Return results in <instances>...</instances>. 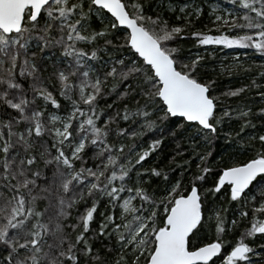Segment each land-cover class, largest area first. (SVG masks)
I'll return each mask as SVG.
<instances>
[{
    "label": "snow or ice",
    "instance_id": "1",
    "mask_svg": "<svg viewBox=\"0 0 264 264\" xmlns=\"http://www.w3.org/2000/svg\"><path fill=\"white\" fill-rule=\"evenodd\" d=\"M0 264H264V0H0Z\"/></svg>",
    "mask_w": 264,
    "mask_h": 264
},
{
    "label": "trees",
    "instance_id": "2",
    "mask_svg": "<svg viewBox=\"0 0 264 264\" xmlns=\"http://www.w3.org/2000/svg\"><path fill=\"white\" fill-rule=\"evenodd\" d=\"M183 43L185 45V48H187L188 45L191 43V41H187L186 40ZM193 51H195V50H193ZM201 54H203V50H201ZM249 63H251V61H249ZM214 67L216 68L217 71L219 70L218 61L217 62H209L208 63L207 71H208L209 75H215L216 74L213 71ZM218 80H219V85L218 86H219L220 90H223V88L225 86H232V85H236V84L239 83V81L237 79H234L232 77H228L227 75H223V76L218 77ZM165 151H167V149ZM212 159H215V156ZM161 163H167L166 158L164 160H162ZM213 171L215 172V169ZM211 179H212V177L209 176V180H211Z\"/></svg>",
    "mask_w": 264,
    "mask_h": 264
},
{
    "label": "rangeland",
    "instance_id": "3",
    "mask_svg": "<svg viewBox=\"0 0 264 264\" xmlns=\"http://www.w3.org/2000/svg\"><path fill=\"white\" fill-rule=\"evenodd\" d=\"M227 51V50H226Z\"/></svg>",
    "mask_w": 264,
    "mask_h": 264
}]
</instances>
